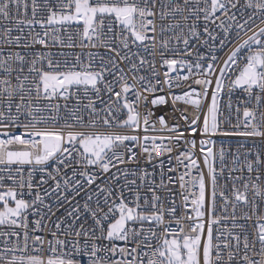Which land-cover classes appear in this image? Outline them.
Masks as SVG:
<instances>
[{
	"label": "snow or ice",
	"instance_id": "1",
	"mask_svg": "<svg viewBox=\"0 0 264 264\" xmlns=\"http://www.w3.org/2000/svg\"><path fill=\"white\" fill-rule=\"evenodd\" d=\"M82 262L264 264V0H0V264Z\"/></svg>",
	"mask_w": 264,
	"mask_h": 264
},
{
	"label": "built area",
	"instance_id": "2",
	"mask_svg": "<svg viewBox=\"0 0 264 264\" xmlns=\"http://www.w3.org/2000/svg\"><path fill=\"white\" fill-rule=\"evenodd\" d=\"M221 55H223V53H221ZM235 143H236V141H227V142H225V147H229V145H232L233 146V149H234V146H235ZM219 144H220V141L218 140L217 141V146H219ZM146 167H149V171H151V168H150V166H147L146 165ZM82 264H83V262H82Z\"/></svg>",
	"mask_w": 264,
	"mask_h": 264
}]
</instances>
